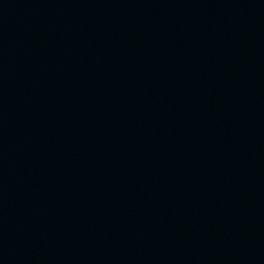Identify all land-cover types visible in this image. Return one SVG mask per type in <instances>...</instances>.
Segmentation results:
<instances>
[{
  "label": "water",
  "instance_id": "95a60500",
  "mask_svg": "<svg viewBox=\"0 0 264 264\" xmlns=\"http://www.w3.org/2000/svg\"><path fill=\"white\" fill-rule=\"evenodd\" d=\"M0 264H264V0H0Z\"/></svg>",
  "mask_w": 264,
  "mask_h": 264
}]
</instances>
